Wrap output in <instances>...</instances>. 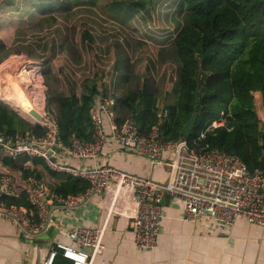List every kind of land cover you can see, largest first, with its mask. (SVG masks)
<instances>
[{"label":"trees","instance_id":"1","mask_svg":"<svg viewBox=\"0 0 264 264\" xmlns=\"http://www.w3.org/2000/svg\"><path fill=\"white\" fill-rule=\"evenodd\" d=\"M157 4L164 13H175L180 18L174 20L176 29L167 23L164 14L156 16L161 26L151 27L156 18L153 19L152 10ZM21 5L22 14L50 13L51 20H36L29 27L19 28L16 43L10 47L0 41V64L12 52L21 50L26 51L28 58L42 61L46 108L57 119L65 144L73 138L93 139L91 109L100 93L101 77L110 76V83H103L102 94L113 98L118 124L130 117L141 135H150L157 128L165 142L186 140L194 149L224 150L239 156L249 171H264V120L255 100V93L260 92L264 110V0H0V9L4 11ZM96 5L107 15L94 9ZM173 6L178 12L171 10ZM81 14L93 23L84 32V38L95 52L91 65L100 67L98 72L85 67L80 48L70 39L71 28L67 38L59 39H48L51 32L44 31L57 19L70 21ZM110 19L119 23L135 20L137 27L133 29L140 28L143 38L153 42L144 44L147 61L140 84L131 74L132 41H117L119 38L112 36L116 29ZM31 31L44 34L35 44H19L20 33ZM156 37H167V42L156 43ZM159 46H170L180 60L173 82L168 79L165 61L155 59ZM61 51L71 57L76 68L61 65L58 71L53 69L50 62ZM148 51L151 52L146 55ZM9 95L12 97L8 100L23 110L20 99L11 92L4 96ZM193 115L194 126L185 135L182 129ZM220 117H224L225 125L209 129L211 122ZM0 131L7 138L46 134L41 124L26 119L2 100ZM29 159L40 163L55 179V192L79 194L90 186L85 177L54 171L41 157L22 155L16 160L6 158L5 163L20 167L27 177L33 175L25 167ZM7 201L34 207L26 194L7 197ZM67 260L58 249L52 264H64Z\"/></svg>","mask_w":264,"mask_h":264},{"label":"built area","instance_id":"2","mask_svg":"<svg viewBox=\"0 0 264 264\" xmlns=\"http://www.w3.org/2000/svg\"><path fill=\"white\" fill-rule=\"evenodd\" d=\"M32 64L27 61L24 65ZM41 66L36 65L39 76ZM100 83V93L91 109L92 140L73 138L70 144H65L60 138L59 123L46 105L39 108V121L28 115L46 129L45 136L27 134L7 138L0 131V216L14 221L25 238H33L55 225L52 207L82 206L98 197V205L107 211L102 226L76 225L69 229L67 235L73 244L57 241L45 264L53 263L58 249L71 264H91L95 256L104 251L107 224L113 215L131 221L138 248L154 249L159 242L164 217V194L181 200L185 220L207 217L215 227L233 225L244 217L264 227L263 170L249 171L239 156L224 150L194 149L186 140L165 142L157 128L150 135H141L130 117L118 124L113 111L114 100L103 96L102 79ZM106 119L110 133L105 128ZM223 125L224 117H220L211 122L209 129ZM109 138L118 142L120 149L128 154L165 163L170 173L168 180L159 182L112 164L71 168L59 160V149L80 158L99 157ZM170 149L174 150V156L162 160ZM22 155L44 158L54 171L85 177L90 186L79 194H61L51 191L42 180L29 178L20 187L27 191L31 204L37 209V216L32 217L26 207L5 200L15 190L4 161L6 158L16 160Z\"/></svg>","mask_w":264,"mask_h":264},{"label":"crops","instance_id":"3","mask_svg":"<svg viewBox=\"0 0 264 264\" xmlns=\"http://www.w3.org/2000/svg\"><path fill=\"white\" fill-rule=\"evenodd\" d=\"M94 9L102 11L97 5ZM161 9L162 7L157 4L152 10L153 19L156 16L160 18L164 14L168 19L167 23H171L176 29L174 20L180 18L175 13H164L165 10ZM171 10L178 12L175 6ZM156 19L157 17L154 19L155 22H151V27L161 26ZM111 21L114 24L113 28L116 29L112 36L115 39L119 38L117 41H132L136 38L143 43H153L143 38L140 28L133 29L137 27L134 25L135 20L124 23ZM166 38L156 37L154 40L156 43L167 42ZM132 55L131 49V57ZM169 56L173 58L177 56L170 46L157 48L155 59L165 61L166 67ZM130 68L132 76L140 84L143 78V65L141 63L134 65L132 62ZM169 77L171 82L176 79V75L172 77L168 72V79ZM105 128L110 133L107 119ZM58 152L59 160L71 168L83 169L100 164H112L121 170L163 183L170 175L165 163H155L146 157L128 154L122 151L118 142L112 138L108 139L99 157H75L61 149ZM173 156L174 150L170 149L162 160L166 161V158ZM4 164L13 178L15 190L14 193L6 196L5 200L7 197L26 194L30 201L27 191L21 189L20 185L25 184L31 177L42 180L47 188L54 191L55 179L40 163L34 164L30 159L25 162L26 169L33 173L27 177L20 167L10 166L5 161ZM19 206L26 207L32 217L37 216L35 207ZM56 208L52 207L51 211L55 220L54 226L58 231L49 238H43L49 228L33 238H25L14 221L0 216V264H45L57 241L73 244L67 235L69 229L76 225L102 226L106 220L107 211L98 205V197L82 206ZM163 209L164 217L159 242L154 249L138 248L131 221L126 217L113 215L107 224L104 251L96 255L91 264H264V227L252 224L244 217L239 218L233 225L216 227H213L205 217L197 221L185 220L182 215L181 200L169 194L163 197ZM63 263L71 264L70 260Z\"/></svg>","mask_w":264,"mask_h":264},{"label":"rangeland","instance_id":"4","mask_svg":"<svg viewBox=\"0 0 264 264\" xmlns=\"http://www.w3.org/2000/svg\"><path fill=\"white\" fill-rule=\"evenodd\" d=\"M101 14L105 15L106 13L104 14V12L101 11ZM50 17H51L50 13L43 14L40 11H37L34 14L31 13L22 14V5L18 9H9V7L8 10L6 11L0 9V41H3L7 46L10 47L14 43H16V30L18 31L19 28L29 27V25L35 23L36 20L37 22H43L48 19L47 22H49L51 20L49 19ZM57 20H56L57 22L54 25L47 26V28L44 30L51 32L48 35V39L51 38L59 39L60 36L67 38L66 35L68 34V29L71 28L70 39L71 41H74V46L76 48H80L81 53L83 55V63L85 64V67L96 72L101 71L100 67L97 69L98 66H96V64L91 65L92 63H94V60L96 59L95 52L89 48V46L91 45L89 40L84 38V32L89 27L92 28L93 25L91 21L87 20V15L85 16L81 14L79 17L77 16L75 19L70 21L64 20L63 18ZM44 31L41 34H44ZM41 34H39L36 31H31L30 33H26V32L20 33L19 36H21V40L19 44L22 45L35 44L36 41L40 39ZM144 44L145 43H143L142 41L136 38L135 40H132L131 49L133 55L130 60V66L132 62H134V65L137 63H141L143 65V74L145 72V64L147 61V59L145 58V54H143V49L145 51ZM95 50H96V46H95ZM150 52L148 51L146 55ZM154 53H157V51H155ZM27 57L28 56L25 50H21L19 52L14 51L0 64V85L1 87L2 84L4 86V91L2 87V92L0 93L1 95L0 97L1 98L3 97L5 99L3 100L5 101V103L9 104L13 108H16L18 112L26 119L30 120L31 122H36L33 119H30L28 116L22 114L21 113L22 111L18 106L8 101V98L12 97L11 95L3 96V94L6 93V91L15 93L14 95L15 98H20L22 97L23 94H25L27 98L25 100V103L27 101H30L31 103H33L36 109L42 108V106L45 107L46 91H47V86L44 81L45 68L43 67V63L39 58L29 59ZM27 61H32L34 63L32 64L33 66L32 65L25 66L24 64ZM166 61H168V65L166 67L167 71L170 73V76L173 77L177 73L178 67L180 65V60L177 56L176 58L169 56ZM72 62L73 61L71 57L66 52L61 51V53H58L57 56H55L53 62L52 63L50 62V65H52L55 71H58L61 65H64L65 67H67V69L76 68L75 66L72 65ZM38 63L40 64V66L42 65L40 76L37 74L38 69L36 65H39ZM22 73L28 74V76L26 77L27 82H29L28 88L27 87L25 88V86L19 82L22 76H24V75L20 76V74ZM101 78L104 84L110 83V76L109 77L103 76ZM19 84H21V86ZM31 85L36 86V89L39 91L42 90L41 92L43 93V97L41 94L40 96H36V98H34L32 96L34 89ZM18 89L20 91V95L17 94V92H19ZM36 99L41 100V102H37L35 104ZM255 100L257 104L258 113L261 119L264 120L262 98L259 92L255 93Z\"/></svg>","mask_w":264,"mask_h":264},{"label":"bare ground","instance_id":"5","mask_svg":"<svg viewBox=\"0 0 264 264\" xmlns=\"http://www.w3.org/2000/svg\"><path fill=\"white\" fill-rule=\"evenodd\" d=\"M7 74V73H6ZM21 75H24V76H22V78L20 79V83L21 84H23L24 86H25V88L27 87H29V82H27V80H26V77L28 76V74L26 73V74H24V73H22V74H20V76ZM24 78H25V80H24ZM23 80V81H22ZM21 84H19L20 86H21ZM31 84V83H30ZM32 86V85H31ZM2 87H3V91H4V86H3V84H2ZM16 87V86H15ZM33 87V89H34V91H33V93H32V96L34 97V98H36V96H40L41 94H42V92L41 91H39V90H37L36 89V86H32ZM17 88V87H16ZM12 89V88H11ZM32 89V88H31ZM7 90H8V88H7ZM18 91H19V89H18ZM7 92V91H6ZM6 94V93H5ZM5 94H3V96L5 95ZM17 94L18 95H20V91L19 92H17ZM30 94V93H29ZM13 95H15V93H13ZM1 96V95H0ZM1 98V97H0ZM1 99H3V100H5L3 97L1 98ZM20 99V102H21V105H22V109L23 110H21L22 112V114H24L25 116H28L29 115V111L30 110H32V109H35L36 111H40L39 110V108L38 109H36L35 108V106L33 105V103H31L30 101H27L26 103H25V100L27 99L26 98V96H25V94H23L22 95V97H20L19 98ZM36 100H38V99H36ZM9 101V100H8ZM10 102V101H9ZM10 103H12V102H10ZM13 104V103H12ZM25 104V105H24ZM26 113H28V114H26ZM39 114H41L40 112H39Z\"/></svg>","mask_w":264,"mask_h":264},{"label":"water","instance_id":"6","mask_svg":"<svg viewBox=\"0 0 264 264\" xmlns=\"http://www.w3.org/2000/svg\"><path fill=\"white\" fill-rule=\"evenodd\" d=\"M16 109V108H15ZM17 110V109H16ZM29 115L33 118H35L36 120H40L41 119V114H39L38 111H36L35 109H32L29 111ZM195 115H193L185 124V126L182 129V133L185 135H189L190 131L192 129V127L194 126L195 123ZM166 196V194H164V197ZM58 228H56L55 226H50L48 231L46 232L47 235H44L43 238H49L51 236V234H55L57 233Z\"/></svg>","mask_w":264,"mask_h":264}]
</instances>
